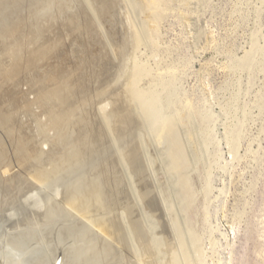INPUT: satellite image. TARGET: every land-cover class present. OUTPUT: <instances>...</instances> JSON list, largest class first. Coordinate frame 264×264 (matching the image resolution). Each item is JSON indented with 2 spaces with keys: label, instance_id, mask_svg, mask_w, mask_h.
<instances>
[{
  "label": "rangeland",
  "instance_id": "rangeland-1",
  "mask_svg": "<svg viewBox=\"0 0 264 264\" xmlns=\"http://www.w3.org/2000/svg\"><path fill=\"white\" fill-rule=\"evenodd\" d=\"M155 2L147 9L143 0H88V11L81 0H0V172L24 173L37 149L52 156L54 123L75 107L83 115L85 105L96 146L75 169L101 170L114 186V215L126 238L123 251L111 247L114 262L264 264V0ZM134 63L144 73L136 75ZM138 89L159 96L153 115L161 123L133 100ZM79 115L68 120L75 129L84 127ZM172 132L186 160L182 174ZM59 175L24 196L0 190V247L18 245L28 258L45 253L39 258L50 264H107L100 256L110 247L71 235L68 212L53 224L44 220L74 184Z\"/></svg>",
  "mask_w": 264,
  "mask_h": 264
},
{
  "label": "bare ground",
  "instance_id": "bare-ground-1",
  "mask_svg": "<svg viewBox=\"0 0 264 264\" xmlns=\"http://www.w3.org/2000/svg\"><path fill=\"white\" fill-rule=\"evenodd\" d=\"M143 1H144V4H145V7L147 9L153 8L156 5L155 0H143ZM81 3L84 5V7H86L88 9V11H90L89 10V7L90 6H89V3H88V0H81ZM158 16H159L158 12H155L153 14V16H152V20L153 21L152 22L154 24H156L158 22ZM91 18H92V21L94 23H98V21L96 20L95 14L92 13V17ZM94 25H96V24H94ZM133 30L134 31L132 32V34L134 35L133 36L134 37V40H135V42H136L137 45H140L143 42V36L139 32L138 29L134 28ZM1 42L2 43H8V41L4 40L3 37H1ZM134 69H135L136 75H141L142 73H144V68L141 67V66H139L137 63L135 64ZM16 70L18 71V69H16ZM20 71L21 70L19 69V72L18 73H20ZM6 72H8V71H6ZM0 84H2V83L0 82ZM0 86H2V85H0ZM150 90L152 91V89H150ZM155 92H157V91H155ZM130 94H131V97L133 98V100H135L137 103H139L142 107L146 108V110L149 113H151V115H152L153 118L155 117V120L157 121V123H161L162 122L161 117H160L159 114H158L159 116L157 114H156L157 116L156 115L155 116L153 115V114H155L157 112V110H160L159 109V96H155L156 95L155 93L152 94V93L145 92V90L143 91L142 89L131 90V93ZM6 102H10L11 103V101H9V100H7ZM12 103L13 104L11 106L14 107V102H12ZM13 107H10V108L13 109ZM84 107H85V105L82 107L83 108V110H82L83 111V115H79L77 113V111H76V110L79 111L81 108L80 107L79 108H76L75 107L76 110L74 108V110H72L71 112L68 113V115L66 117V120L67 121L65 120L63 123H60V124L54 123V127H52V128L55 129V131L57 130V132H56V135H54L55 138H52V139L50 138L51 141H53V142L56 139V141L54 143L55 144V150H54V153L52 152L53 153L52 156H50V157L49 156L48 157H44V155H42V152H40L39 149H37V147L35 148L33 146V149L34 148L37 149V151L35 149L34 150L37 153L39 152V154H37L34 151V154L36 153L35 154L36 156L34 157L32 155V160H31V163H30V167H29L28 170L25 169L26 172L24 170V173H23V170H21V169H19V171H17V172L16 171L14 172L12 170L1 171L2 173L0 172V190L6 196L12 195V194H17V196H19V195L20 196H24V195H27V194H25V192L27 193V191H26L27 188L31 190V188L33 189V188L39 187L38 185H40V184L41 185H48L49 186L50 185V182L53 183V181L55 182V179H57L58 176L61 177V175H59V174H62L63 175V173H64V175H65V173L66 174L68 173V175L71 177V179H75V180L77 179L76 182H75V180H73L74 181V184H73L72 181H71V179H70L69 181H71L72 184L71 185H68L69 186V189L66 187L67 186V183L66 182H68V181L65 182L66 183V186L63 184L64 185L63 187H66L67 188V190H65V191H67V193H64V194H66L65 197H64V199H62V202L60 201L61 202V204L59 203L60 205H57V204L55 205L54 204L55 206H53L50 209V211H48L44 215V220L46 222H48V223L49 222H52L51 224H53V222H58V220H56V219L57 218H60L63 215L62 214L63 213L62 212L63 210H64V215H65V213L68 212V214H70V215H67V217L70 216L73 219L74 223L72 222V224H71L72 227L69 228L71 230L67 229V231L69 230V232H72V233H70L71 235L72 234H74V235L75 234L80 235L81 237L79 236V239L84 238V239L88 240L89 243H87V246H90V245L91 246H93V245H101L100 247H102V249H104V246L110 247V250H108L106 248V249H104V252H102V249H100L101 250L100 252H102V253H101V256H100V253L98 255L101 258L104 257V255H105V257L107 256L106 261H108V263L110 262V264H111V263L114 262L113 260L115 259V257H113V253L111 254L112 250L114 248H116V249H121L123 251L124 248L126 247L125 246V244H126L125 243L126 242V238H123V236L121 235V229H120V225H119V219L114 215L115 209L117 208V200L114 198V196L111 193V188L112 187L114 188V186L112 185V183L109 182V180L107 178V174L105 175L104 174L105 172H100L101 170H99V171H97L95 173H88L87 175H85L84 174V171H83V173H81V175H79V174H77L79 172H76V169H75L76 167L83 165V162L86 159V156H88V154L91 153V151L93 150V148L96 146V145H92V143L89 142L90 141L89 140L90 138L88 137V132L89 131L87 129V119H86L87 118L86 116H88V114H86V112H85L86 109H84ZM7 108H9V105H7ZM86 108L88 109V107H86ZM14 110H15V108H14ZM79 112L81 113V111H79ZM9 113L11 114V112H9ZM12 114H13L14 117H16L15 115L17 114V112H15V113L12 112ZM12 114L10 115V117L12 116ZM76 114L79 115L80 117H82V116L83 117L84 116L86 117V118L84 117L85 119L84 118H81V120L82 119L85 120L84 123H83L84 127L80 124L82 127H79L80 125H78L79 128L78 129H75L76 126L73 125L74 122L73 121H68L69 119L74 118L76 116ZM4 116H5V111H4L3 107H2V108H0V121L4 118ZM79 116H77V117H79ZM34 119H36V118H34ZM38 120H39V118H38ZM72 120H74V119H72ZM35 122H37V120ZM37 124H39V123H37ZM97 124L98 123H96V125ZM26 125H28V124H26ZM99 126H100V124H99ZM38 127L40 128L39 125H38ZM91 127H93V126H91ZM39 128H38V130H39ZM79 129H80V131H79ZM42 132H43V129H42ZM38 133H40V130H39ZM40 135L41 134H39V136ZM47 135L50 136L49 134H47ZM172 135H173L172 139H173V148H174V167H175V169H176L177 172H179V173L182 174V172L187 168L186 160L184 158V155H183L182 150L180 148V145L178 143V140H177V137H176L175 132H172ZM100 136H101V134H99V136H96V139L95 140H97V142H101L100 140H101V137L102 136L101 137ZM45 140H47V139H45ZM45 140H43V142H45ZM53 142H50V143L52 144ZM92 146H94V147H92ZM0 149H1V147H0ZM96 153H97V151H96ZM50 155H51V152H50ZM97 155H98V153H97ZM94 159L95 158H93L92 160H94ZM46 163L48 165L50 163V165L52 167L54 165V169L52 171H50L51 173L49 171L47 172V170L44 169V165ZM93 163L95 164V160H94ZM47 164H46V166H47ZM94 168L95 167H93V170H94ZM84 169H87V168H84ZM91 169L92 168H90V170ZM20 171L23 174L28 175V177L25 176L28 179H26L25 177H23V174H20ZM64 175L62 177H64ZM77 176H81V177L78 178ZM84 176H86L87 178L84 177ZM60 177L57 180H60ZM66 179H67V177H66ZM28 181H30V183H28ZM29 184L32 187L31 186L29 187ZM58 186L59 185L57 184L56 188ZM44 189H45V187H44ZM59 189H60V187H59ZM143 189L145 190L146 187L143 188ZM142 196H144V195H142ZM6 203L7 202L5 201L4 204H6ZM54 203H56V202H54ZM43 214H44V212H43ZM136 215H137V213H136ZM70 219H69V221L71 222L72 219L71 220ZM78 221H79V224L77 225L76 222H78ZM132 222H133V220H132ZM139 222H140L139 220L137 222V219H136L135 222H133L134 229L136 230V232L140 236L139 237V241L142 240L143 242L147 243L146 242L148 240L147 239V235L144 233V231H143L144 229H142L143 227L141 228V223H139ZM60 223H62V222H60ZM63 224H65V222ZM73 224L75 225L74 227H73ZM71 225H69V226H71ZM32 228H33V226H32ZM31 233H32V231H31ZM10 234H12V233H10ZM33 235H34V233H33ZM19 237H21V236H19ZM37 237H38V235H37ZM23 238H24V234H23ZM32 238H34V237H32ZM74 238H75V236H74ZM25 239H23V240H25ZM75 239H77V237ZM8 241L10 242L9 239H8ZM13 241H14V238H13ZM26 241H28V240H26ZM73 241H74V239H73ZM6 242H5V244H6ZM18 243H20V242L18 241ZM15 244H17V243H15ZM62 244H63V242H62ZM77 244H79V243H77ZM23 245H25V244L23 243ZM39 246H41V245L39 244ZM10 247H12V248H10ZM10 247H0V264H50L49 263L50 261H48L47 259H45V257H44V259L39 258L40 256H43L45 253L43 255L41 254L40 256L37 255L38 256L37 258H35L36 257V255H35V257L33 256L34 258H30L29 257L30 258L29 259L28 256L21 255V252H20V254H19V252H17L18 251L17 248H19L18 245H16V246L13 245V246H10ZM69 248H71V247H69ZM21 249L22 248L20 247V250ZM60 249H58V250H60ZM74 249H75V247H74ZM84 249H85L84 251H86V248H84ZM127 249H129V247L126 248V250ZM36 251H38V250H36ZM76 251H77V249H76ZM76 251H74V252H76ZM84 251L82 252V254L84 253ZM77 252H79V251H77ZM33 253L35 254L36 252L33 251ZM92 254H93V252H92ZM50 256H51V254H50ZM51 257L53 258L54 256H51ZM54 260H55V262L53 264H61L64 259L63 260H60V261H62L61 263H59V259H57V260L54 259ZM77 261H79V260H77ZM100 262L98 264H100ZM114 263L117 264V262H114ZM102 264H105V263H103V261H102Z\"/></svg>",
  "mask_w": 264,
  "mask_h": 264
}]
</instances>
